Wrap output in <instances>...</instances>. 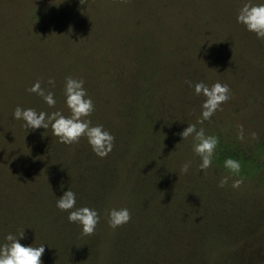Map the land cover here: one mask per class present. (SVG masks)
Wrapping results in <instances>:
<instances>
[{"label":"trees","instance_id":"1","mask_svg":"<svg viewBox=\"0 0 264 264\" xmlns=\"http://www.w3.org/2000/svg\"><path fill=\"white\" fill-rule=\"evenodd\" d=\"M34 3L0 73V244L24 230L19 242L43 244V264H264V220L245 189L255 166L237 134L236 118L251 103L238 85L233 0ZM69 76L84 80L94 103L87 119L115 137L104 158L86 138L60 143L51 127L26 130L13 117L17 106L69 116ZM37 80L54 93L55 107L27 90ZM199 82L230 88L222 110L202 124ZM188 124L219 140L206 174L194 138L179 135ZM227 158L240 162L239 177L224 167ZM68 188L77 207L98 211L93 235L57 208ZM112 208H127L131 220L111 228Z\"/></svg>","mask_w":264,"mask_h":264},{"label":"clouds","instance_id":"2","mask_svg":"<svg viewBox=\"0 0 264 264\" xmlns=\"http://www.w3.org/2000/svg\"><path fill=\"white\" fill-rule=\"evenodd\" d=\"M237 22L243 24L246 29L256 34L264 40V3L252 4L245 3L239 10ZM191 84V82H188ZM47 84L55 86V80L49 77ZM195 94L203 96L205 99L201 105V118L198 123L202 124L218 111L222 110L221 105L229 99L230 88L227 84L219 82L211 87L203 82L196 83ZM31 93L40 96L49 107H55L56 100L54 93L41 86V81L37 80L29 89ZM65 103L70 110V115L65 116L60 111L47 113L37 112L34 108H22L17 106L13 117L24 121L23 127L31 130L39 128L48 129L51 127L52 135L59 139L60 143L74 144L80 139L86 138L92 151L99 157H106L114 147L115 137L103 125H93L90 117L94 111V103L87 95L84 88V80L76 79L71 76L66 77L64 85ZM183 139L193 137L195 153L200 156L201 163L199 168L205 172L212 166L213 156L216 151L219 140L216 136L206 135L204 128L197 129L195 124H188L186 128L179 133ZM255 137V133H253ZM238 139L243 140V125L239 126ZM189 163L182 166L181 171L187 173ZM224 167L233 175L240 176L241 164L238 160L227 158L224 161ZM228 177H223L219 182V187L223 188L228 183ZM244 182L241 177L233 181L232 187L239 188ZM59 210L67 212V219L70 223H77L82 226V234L86 236L93 235L100 222V215L96 209L81 206L77 207L76 194L70 188L64 191L56 201ZM108 224L111 228H118L131 220V213L127 208H112L107 211ZM24 230L18 235L7 234L5 242L0 244V264H43L42 256L45 252L43 244L38 247L31 245L25 246L19 242L18 238H23Z\"/></svg>","mask_w":264,"mask_h":264},{"label":"rangeland","instance_id":"3","mask_svg":"<svg viewBox=\"0 0 264 264\" xmlns=\"http://www.w3.org/2000/svg\"><path fill=\"white\" fill-rule=\"evenodd\" d=\"M245 3L260 4L264 0H233L238 12ZM34 5V0H0V73L7 66V59L12 57L13 34L23 22L31 21ZM239 25L240 32L234 36L239 41L237 53L241 57L238 85L243 98L251 103L248 110L236 118L239 126L243 125L244 139L239 147L246 151L255 166L253 173L245 179L249 205H254L253 210L264 220V40L248 31L243 24ZM260 253L264 257V247Z\"/></svg>","mask_w":264,"mask_h":264}]
</instances>
